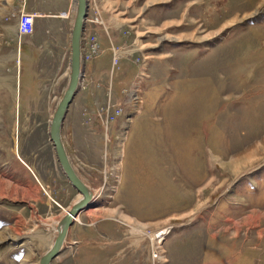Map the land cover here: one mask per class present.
Returning a JSON list of instances; mask_svg holds the SVG:
<instances>
[{"label": "rangeland", "instance_id": "1", "mask_svg": "<svg viewBox=\"0 0 264 264\" xmlns=\"http://www.w3.org/2000/svg\"><path fill=\"white\" fill-rule=\"evenodd\" d=\"M8 3L0 50L36 67H0V264H38L81 196L48 135L76 2ZM110 13L139 20L94 34ZM84 23L61 140L94 197L50 264H264V0H87Z\"/></svg>", "mask_w": 264, "mask_h": 264}, {"label": "water", "instance_id": "2", "mask_svg": "<svg viewBox=\"0 0 264 264\" xmlns=\"http://www.w3.org/2000/svg\"><path fill=\"white\" fill-rule=\"evenodd\" d=\"M77 8L74 16L73 25L70 32V63H69V80L63 95L53 112L49 122L48 135L53 145L55 156L61 170L69 183L80 193L82 197L75 202L62 219V226L59 229L51 247L39 258L38 264H50L51 260L59 253L61 244L67 234L69 227L73 223V216L81 211L89 202L91 193L85 184L74 171L64 144L61 140L62 123L68 109V106L76 93L77 86L81 78V56L80 45L84 22L87 16V0H75Z\"/></svg>", "mask_w": 264, "mask_h": 264}, {"label": "crops", "instance_id": "3", "mask_svg": "<svg viewBox=\"0 0 264 264\" xmlns=\"http://www.w3.org/2000/svg\"><path fill=\"white\" fill-rule=\"evenodd\" d=\"M3 1L5 3L6 2L7 3L8 2H11L12 3V1H15V0H3ZM8 6H9V8H11V5L10 4ZM102 6L104 7V11H106V9H105L106 7L104 5H102ZM6 11H7V7H5V5H0V36H1V34H8V32H6L5 30H3L4 27H9L10 32L12 34L17 35V28L16 27H17L18 18L13 17L9 21L10 24H9V22L8 23L7 22L5 23V21L3 19V16H4V14H5ZM138 16L139 15H137V17L131 18L130 20H129V18H127V19L126 18H122V14L112 15L110 13V15H107V17H105V18L101 16V18H100L101 24L98 25V26H96V27L93 26L92 32L94 34H95L94 31H96L98 33H102V32H99L98 31V29L101 31L102 28H104L107 33H109V31L111 29H113L115 31V29L119 25H121L123 23L125 24L127 22H129V23L137 22L139 20ZM84 26H85V23H84ZM84 30L85 29H83V31ZM70 32H71V30H70ZM102 35H103V33H102ZM82 36H83V34H82ZM97 40L102 45V43H103V42H101L102 39L99 40V38H98ZM11 43H12L13 46L12 47L10 46V48H8V52H3L2 50H0V67L1 66H4L7 62L8 63H13V61H15V64H16L15 53L17 51H18V55L20 54L21 65H22V61L24 60L25 61V63H24L25 66H27V65L28 66H31L32 65L33 67H36L34 64L31 63V58H32L31 54L34 51H32V53H30V50L31 49L29 50V48H26V47H25V49L24 48H21V46L20 45H17L14 40ZM24 43H26V41ZM69 47H70V34H69ZM0 49H1V47H0ZM107 60L109 61V58L107 59L106 57L105 58L98 57V59L96 58V59L92 60L91 63H90V66L87 67L88 71H92L91 70L92 68H96L95 69L96 72L97 71L100 72L102 69H104L109 64V62H106ZM69 61H70V54H69ZM97 67H98V69H97ZM131 98H132V95H131ZM134 100H132V102L129 103V105L131 106V108H133V110L136 109L138 107V105H139V101L136 100V103H135Z\"/></svg>", "mask_w": 264, "mask_h": 264}, {"label": "bare ground", "instance_id": "4", "mask_svg": "<svg viewBox=\"0 0 264 264\" xmlns=\"http://www.w3.org/2000/svg\"><path fill=\"white\" fill-rule=\"evenodd\" d=\"M76 8H77V5H76ZM82 33H83V32H82ZM81 42H82V39H81ZM80 47H81V45H80ZM80 56H81V48H80ZM69 63H70V61H69ZM72 99H73V98H72ZM71 101H72V100H71ZM68 107H69V106H68ZM66 112H67V111H66ZM65 115H66V114H65ZM64 118H65V117H64ZM68 157H69V156H68ZM69 161H70V159H69ZM71 165H72V164H71ZM72 167H73V166H72ZM73 169H74V168H73ZM74 171H75V170H74ZM76 174H77V173H76ZM78 177H79V176H78ZM79 178H80V177H79ZM80 179H81V178H80ZM81 181H82V180H81ZM82 182H83V181H82ZM83 183H84V182H83ZM84 184H85V183H84ZM85 186H86V185H85ZM87 189H88V187H87ZM88 191L91 193V198H90V200H91V199L94 197V194H93V192L90 191L89 189H88ZM80 195H81V196H80V198H81V197H82V194H80ZM80 198H79V199H80ZM79 199H78V200H79ZM78 200H76L75 202H77ZM90 200H89V202H90ZM75 202H74V203H75ZM89 202H87L86 206L88 205ZM74 203H73V204H74ZM73 204H72V205H73ZM72 205H71V206H72ZM86 206H85V207H86ZM85 207H84V208H85ZM84 208H83V209H84ZM83 209H82V210H83ZM82 210H81V211H82ZM68 211H69V210H68ZM81 211L77 212V214H76L75 216H73V221L75 220L76 216H77ZM63 217H64V216H63ZM62 219H63V218H62ZM62 224H63V223H62V221H61V222H59V226L56 227V229H55V231H54V235H55V236H54V239H55V237H56V235H57L59 229L61 228ZM166 232H167L166 229H161V230L159 231V235H158V236H159V239H160V240H162V238H163V237H161L162 234H163V233H166ZM148 236H149V238H151V241H154V240L156 239L155 236H153V233L149 234ZM53 241H54V240H53ZM157 241H158V240H157ZM62 243H63V242H62ZM61 246H62V244H61ZM154 256H155V255H154Z\"/></svg>", "mask_w": 264, "mask_h": 264}, {"label": "built area", "instance_id": "5", "mask_svg": "<svg viewBox=\"0 0 264 264\" xmlns=\"http://www.w3.org/2000/svg\"><path fill=\"white\" fill-rule=\"evenodd\" d=\"M21 21V22H20ZM19 22H20V24L22 23L23 24V16H20V18H19ZM23 26V25H22Z\"/></svg>", "mask_w": 264, "mask_h": 264}]
</instances>
